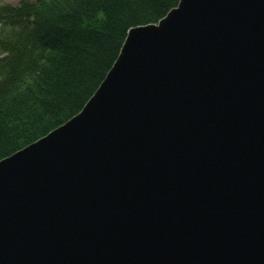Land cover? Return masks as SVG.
I'll list each match as a JSON object with an SVG mask.
<instances>
[{"label": "water", "instance_id": "1", "mask_svg": "<svg viewBox=\"0 0 264 264\" xmlns=\"http://www.w3.org/2000/svg\"><path fill=\"white\" fill-rule=\"evenodd\" d=\"M0 264H264V0L130 28L80 112L0 160Z\"/></svg>", "mask_w": 264, "mask_h": 264}, {"label": "trees", "instance_id": "2", "mask_svg": "<svg viewBox=\"0 0 264 264\" xmlns=\"http://www.w3.org/2000/svg\"><path fill=\"white\" fill-rule=\"evenodd\" d=\"M178 0H34L0 4V160L76 115L128 29Z\"/></svg>", "mask_w": 264, "mask_h": 264}, {"label": "rangeland", "instance_id": "3", "mask_svg": "<svg viewBox=\"0 0 264 264\" xmlns=\"http://www.w3.org/2000/svg\"><path fill=\"white\" fill-rule=\"evenodd\" d=\"M23 1L33 2L34 0H0V4H9L12 6H18ZM2 53L3 50L1 51V47H0V59L7 57V54H2Z\"/></svg>", "mask_w": 264, "mask_h": 264}]
</instances>
